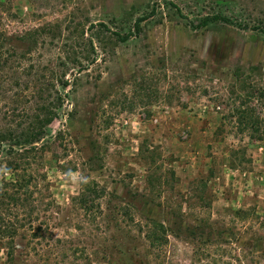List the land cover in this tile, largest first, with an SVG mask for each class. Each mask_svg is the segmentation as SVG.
<instances>
[{
	"label": "rangeland",
	"instance_id": "obj_1",
	"mask_svg": "<svg viewBox=\"0 0 264 264\" xmlns=\"http://www.w3.org/2000/svg\"><path fill=\"white\" fill-rule=\"evenodd\" d=\"M218 3L0 0V130L62 114L32 167L45 232L0 264H264L244 259L264 253V33L240 26L264 28V0ZM215 12L235 23L193 26ZM83 181L100 210L72 203Z\"/></svg>",
	"mask_w": 264,
	"mask_h": 264
},
{
	"label": "trees",
	"instance_id": "obj_2",
	"mask_svg": "<svg viewBox=\"0 0 264 264\" xmlns=\"http://www.w3.org/2000/svg\"><path fill=\"white\" fill-rule=\"evenodd\" d=\"M221 1L223 3H218L220 6L222 4L229 6L228 0ZM175 7L180 12V9L177 6ZM148 18L149 16L137 18L134 24V32L131 31L125 35L119 32H113V34L121 41H127L135 36V33L140 32V23ZM213 23L232 25L235 22L230 16L215 12L204 16L199 24H193V26L202 28ZM92 25L106 28V25L102 22ZM240 26L244 29L264 33V28L260 26H250L249 24H240ZM68 83V81L64 82L63 86L67 87ZM67 97V93L64 96L60 95L57 106L63 105V102L67 101ZM60 117H62V114L54 110H48L45 118L41 119L38 115L31 118L28 127L21 130V132L0 130V156L3 153L8 156L5 170L0 174V261L3 259L1 252L8 261L14 258L17 236L28 233L33 238H37L45 232V224L36 222L39 220V210L31 204H34L32 200L35 192H51L50 185L46 177L38 170L32 171V167L34 164L41 165L40 162H43L44 155L53 145V141L46 140V127ZM240 122L243 123L244 120H240ZM251 134L264 142V130L261 128L257 127ZM41 178H43V182H40ZM99 191L101 190L95 182L83 181L79 192L72 197V203L85 214L94 212L96 208L100 210L99 199L103 198L105 192ZM239 212L240 210H237V213ZM158 230L157 226L152 227L146 236L147 241L153 246L162 245V242L158 240ZM248 258L251 262L255 260L253 262L260 263L261 259L264 258V253H244V259ZM206 264H209V262H206ZM226 264H231V262Z\"/></svg>",
	"mask_w": 264,
	"mask_h": 264
}]
</instances>
